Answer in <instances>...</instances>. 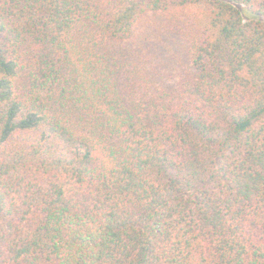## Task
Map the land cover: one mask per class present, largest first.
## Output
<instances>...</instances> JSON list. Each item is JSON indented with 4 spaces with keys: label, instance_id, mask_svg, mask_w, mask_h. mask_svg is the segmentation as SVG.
I'll return each mask as SVG.
<instances>
[{
    "label": "trees",
    "instance_id": "1",
    "mask_svg": "<svg viewBox=\"0 0 264 264\" xmlns=\"http://www.w3.org/2000/svg\"><path fill=\"white\" fill-rule=\"evenodd\" d=\"M0 264H264V0H0Z\"/></svg>",
    "mask_w": 264,
    "mask_h": 264
}]
</instances>
